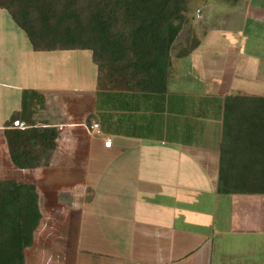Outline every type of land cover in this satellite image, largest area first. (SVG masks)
Here are the masks:
<instances>
[{
  "label": "crops",
  "instance_id": "0c3cea01",
  "mask_svg": "<svg viewBox=\"0 0 264 264\" xmlns=\"http://www.w3.org/2000/svg\"><path fill=\"white\" fill-rule=\"evenodd\" d=\"M186 18L166 91L148 94L99 89L87 51L34 52L0 9V181L35 185L42 214L25 264H264V194L218 191L222 143L233 179L260 175L264 41L243 17L221 31L199 7ZM31 125L56 129V147L20 170L6 133Z\"/></svg>",
  "mask_w": 264,
  "mask_h": 264
},
{
  "label": "trees",
  "instance_id": "16d2710c",
  "mask_svg": "<svg viewBox=\"0 0 264 264\" xmlns=\"http://www.w3.org/2000/svg\"><path fill=\"white\" fill-rule=\"evenodd\" d=\"M190 1L0 0V9L25 34L34 52H89L99 89L162 94L170 53L186 24ZM27 101L24 97L23 109ZM255 111L260 175L250 183L247 177L233 179L227 171L236 164L222 143L220 193L264 194V99L257 100ZM57 137L54 128L9 130L12 164L20 170L47 167ZM41 220L35 185L0 181V264H25L24 251L32 245Z\"/></svg>",
  "mask_w": 264,
  "mask_h": 264
},
{
  "label": "rangeland",
  "instance_id": "374dc122",
  "mask_svg": "<svg viewBox=\"0 0 264 264\" xmlns=\"http://www.w3.org/2000/svg\"><path fill=\"white\" fill-rule=\"evenodd\" d=\"M248 1L249 2H244L248 4L246 8L242 6L241 3L243 2H241L240 0H191L190 3L188 4L186 15L188 17L193 15L195 9L199 7L200 10L202 11V14L205 15V17L212 16V20H211L212 24L213 23L219 24L215 26L213 30L220 28V31L222 30V28H227L229 30H232L234 26L236 28L240 27V20L243 17L244 22L246 20L249 24L251 25L253 24V27L249 28L250 33H252L255 37L252 40H257L259 35L261 38L258 39H262V41H264V32H263L264 28L261 26L260 23L254 22L257 19L255 13L258 10H255L256 7L253 6V4H255V1L257 0H248ZM258 1L264 2V0H258ZM207 2L209 3V5ZM196 24L197 23H195V25ZM201 35L202 37H200V35L196 37L197 40L196 44L199 43V40L200 42L205 41L207 47L210 43H213V40L210 41V38L214 36H218L219 34L209 32V34L201 33ZM186 38H188L187 35L183 33L180 34L177 40L178 48H180V43L187 41ZM206 38H208L209 41L208 43ZM32 99H34L36 102V99L38 100L39 98L36 97Z\"/></svg>",
  "mask_w": 264,
  "mask_h": 264
},
{
  "label": "built area",
  "instance_id": "2783aa9c",
  "mask_svg": "<svg viewBox=\"0 0 264 264\" xmlns=\"http://www.w3.org/2000/svg\"><path fill=\"white\" fill-rule=\"evenodd\" d=\"M14 124L17 126L18 125V122H15ZM96 128H97V125L96 124H94V125L91 126V129H96ZM110 144H111L110 141H107V142L104 143V146L107 147V148H109L110 147Z\"/></svg>",
  "mask_w": 264,
  "mask_h": 264
}]
</instances>
